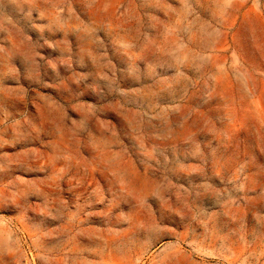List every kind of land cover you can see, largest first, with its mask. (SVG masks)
<instances>
[{
    "label": "rangeland",
    "instance_id": "obj_1",
    "mask_svg": "<svg viewBox=\"0 0 264 264\" xmlns=\"http://www.w3.org/2000/svg\"><path fill=\"white\" fill-rule=\"evenodd\" d=\"M0 264H264V0H0Z\"/></svg>",
    "mask_w": 264,
    "mask_h": 264
}]
</instances>
